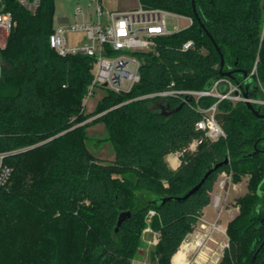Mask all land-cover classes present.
Returning a JSON list of instances; mask_svg holds the SVG:
<instances>
[{
	"label": "trees",
	"instance_id": "obj_1",
	"mask_svg": "<svg viewBox=\"0 0 264 264\" xmlns=\"http://www.w3.org/2000/svg\"><path fill=\"white\" fill-rule=\"evenodd\" d=\"M140 1L192 17L193 23L161 37L158 53H138L140 82L130 92L107 90L96 110L86 113L83 100L94 60L64 56L51 46L55 0H40L35 12L18 0H4L17 26L2 50L0 76V151L7 152L4 161L13 168L9 182L0 186L2 263L15 264L24 246L32 253L27 264L31 259L33 264H129L126 257L136 249L144 218L154 210L159 262L171 264L210 204L218 176L231 173L236 183L250 172L248 192L237 201L239 213L227 225L229 246L220 264H252L253 244L264 236L257 228L262 215L255 212L264 180V154L255 144L264 142V117L245 103L222 100L216 119L226 136L210 140L196 124L216 98L185 91L213 87L221 77L243 84L245 70L250 75L255 62L264 84L263 4L193 0L201 25L192 0ZM190 39L195 47L183 50ZM214 42L224 55L223 68ZM231 70L232 78L221 74ZM166 91L173 93L149 96ZM154 102L158 107L151 106ZM100 121L115 149L112 161L97 158L86 146V128ZM196 139L202 142L191 150ZM175 152H181L180 164L173 169L166 155ZM226 155L230 162L214 169ZM212 169L187 198L163 201L184 195ZM126 211L131 216L118 226ZM21 225L37 235L18 232ZM70 230L78 233L75 245L69 244ZM9 241H18L12 253L4 247ZM67 246L74 247L73 259L65 257ZM258 253L254 264H264V252Z\"/></svg>",
	"mask_w": 264,
	"mask_h": 264
},
{
	"label": "built area",
	"instance_id": "obj_2",
	"mask_svg": "<svg viewBox=\"0 0 264 264\" xmlns=\"http://www.w3.org/2000/svg\"><path fill=\"white\" fill-rule=\"evenodd\" d=\"M72 1H74L73 20L54 28L53 33L50 34V44L53 49L64 56L84 54L93 58L89 95L97 87L118 93L130 92L141 80L142 60L138 53H158V44L161 37L183 29H170L167 15L171 12L161 8H144L141 6L123 12L106 11L107 19L105 20L102 19L105 14L102 5L103 0ZM18 2L35 12L40 0H18ZM262 4L264 10V0H262ZM174 16L178 15L174 14ZM187 18L189 22L184 28L193 23L192 17ZM16 26L17 21L12 13L5 9L4 0H0V44L2 35L8 36ZM71 32H80L84 35L82 39L74 43L70 42L68 38V34ZM262 35H264V19ZM182 44L183 50L195 47L192 39ZM2 66L3 57L0 53V76ZM253 74L254 70H252L250 76ZM246 80L247 78L244 79V82ZM230 81L227 77H221L215 81L210 89L185 91V93L192 94L196 98L200 96H213L216 98L213 104L203 110V118L196 124V128L201 129L210 140H218L226 136L224 129L216 119L218 103L230 98L231 90H235V96L238 100H247L244 96L245 88H243V84L236 83L235 89H231ZM172 93L173 91H166L149 96H161L162 98ZM249 99L253 100L252 97ZM201 142L202 140L196 139L190 143L189 148L194 150ZM6 155V151H0V186L7 184L13 173V168L4 161ZM149 212L155 214L154 210Z\"/></svg>",
	"mask_w": 264,
	"mask_h": 264
},
{
	"label": "rangeland",
	"instance_id": "obj_3",
	"mask_svg": "<svg viewBox=\"0 0 264 264\" xmlns=\"http://www.w3.org/2000/svg\"><path fill=\"white\" fill-rule=\"evenodd\" d=\"M262 2V0H261ZM145 4V3H144ZM140 0H103L102 5L105 11L102 19H107L106 11L112 12L116 11L119 7L125 8H138L141 6H146L144 8H156L153 5L146 4L144 5ZM74 1L72 0H55V14H54V28H57L63 24H66L72 20V12L74 9ZM168 27L172 30L184 28L189 20L187 16L179 15L174 16L172 13H168ZM263 30V26H262ZM84 33L75 32L69 33L68 38L70 42H76L77 40L82 39ZM8 36L2 35L0 53L2 56V50L6 47ZM264 38V35L261 34V41ZM203 52H207V49L203 46L201 47ZM252 70H254L253 77L258 80L260 84V91L257 92V96H251L253 104L259 105L262 104L264 107V84L261 83L260 78L258 77V67L257 62H255ZM252 72V71H251ZM231 82V89H235L237 82L233 80ZM107 93V89L102 87H97L94 89L92 94H88L83 100L84 110L86 113H92L96 110L101 99ZM230 100L232 106H237L240 103H245L246 101L238 100L235 96V90H231ZM160 100L158 101V103ZM247 105V104H246ZM151 106L158 107L157 103H151ZM248 106V105H247ZM261 114V113H260ZM101 115V114H100ZM86 146L89 151L95 155L97 158L112 161L115 158V149L111 141L107 139L108 132L104 122L100 121L95 125L88 126L86 128ZM251 173L246 172L241 176L240 181H234L231 173H221L217 180L215 181L213 191L211 192V202L208 206L205 207L203 215L200 217L198 223L195 226L193 232L188 234L184 242L182 243L183 251L186 255L184 258L183 264H220L222 262L224 251L229 244V234L227 231V225L231 220H233L239 213V208L237 201L248 191V185L250 182ZM165 184H167L165 182ZM137 196L142 194L141 190L136 191ZM216 200L218 202L216 203ZM141 203V201H138ZM153 214H146L144 218V225L139 232V241L136 245V249L128 257L129 264H160L159 255L156 252V245L158 242L159 232L155 231L152 228L153 223ZM17 220L23 221V218H18ZM19 221V222H20ZM25 221V220H24ZM18 232L25 230V232H31V235L37 232L36 229L32 231L26 226L23 228H17ZM16 230V231H17ZM77 232L68 231L67 236L69 237V244L76 243ZM18 241L15 242H6L4 247L6 251L12 253L16 247ZM188 244V245H187ZM186 245V246H185ZM15 246V247H13ZM185 246V247H184ZM68 247V246H67ZM21 248V247H20ZM74 249L71 246L67 248L68 255L65 257L72 256L71 250ZM32 253L30 250L22 247V250L17 251L15 256V264H27L28 260L31 258ZM3 256H0V264H4L2 259ZM13 262V260H12ZM30 264H33V259L29 261ZM67 262V261H66ZM14 264V262H13ZM173 264V261H171Z\"/></svg>",
	"mask_w": 264,
	"mask_h": 264
},
{
	"label": "water",
	"instance_id": "obj_4",
	"mask_svg": "<svg viewBox=\"0 0 264 264\" xmlns=\"http://www.w3.org/2000/svg\"><path fill=\"white\" fill-rule=\"evenodd\" d=\"M193 1V0H192ZM193 5H194V11H195V14L197 19L199 20L200 24L202 25V22L197 14V11H196V7H195V1H193ZM210 38L212 39L211 35L209 34ZM213 40V39H212ZM215 46L217 47L219 53H220V57H221V67L223 68L224 66V63H225V58H224V55L222 54V52L220 51V48L217 46V44L214 42ZM222 75H227V76H231L232 78V70L231 71H226V72H221ZM244 76L247 78L246 82L243 83L245 85V91H244V96L247 98L246 100V104L248 105V107L258 116V117H263L264 114H260V107L259 108H255L253 103L251 102V100L249 99L251 96H254V94L256 93V91H259L260 90V85L258 83V81H256L252 76L248 75V72L245 70L244 72ZM211 88V85L209 84L208 87L206 89H210ZM161 109L163 110L164 109V106L161 107ZM230 162V158L228 155L225 156L224 160L222 162H220L219 164H217L215 166L214 169H217L218 167H220L221 165H224V164H228ZM210 170L208 171L205 176L202 178V180L196 184L193 188H191L190 190H188L184 195L182 196H170V197H164L163 198V201H166V199H172V198H175L177 200H182L184 198H187L189 195H191L192 193L196 192L200 187L201 185L203 184V182L205 181L206 177L214 170ZM131 216V212L130 211H126L124 213H122L120 215V218H119V221H118V226L121 225L122 221L124 219H126L127 217H130Z\"/></svg>",
	"mask_w": 264,
	"mask_h": 264
},
{
	"label": "flooded vegetation",
	"instance_id": "obj_5",
	"mask_svg": "<svg viewBox=\"0 0 264 264\" xmlns=\"http://www.w3.org/2000/svg\"><path fill=\"white\" fill-rule=\"evenodd\" d=\"M257 92L258 91H256L255 94H257ZM253 105H254V107L256 109L260 107V109H259L260 113L264 114V107H263L262 104H259V105L253 104ZM256 145L257 144H255V148H256L255 151L257 153L264 154V142L262 141V143L260 144V147H258ZM263 192H264V180H263V182L261 183V185H260V187L258 189V195H259V198H260L259 200H261V201L257 202L256 205H255L256 214L257 215H262V217L260 218V225L257 227V228L260 229L261 233H262V231H264V193ZM238 208L240 210L239 206H238ZM260 239H261V242L259 244L257 243L258 239L255 240V242L253 244L254 245L253 248H254L255 252H253L254 254H253V257H252V264H254L256 258L258 257V255H259L258 252H261V250H262V252H264V249H263L264 248V236L260 237ZM255 245H256V247H255ZM228 246H229V244H228Z\"/></svg>",
	"mask_w": 264,
	"mask_h": 264
},
{
	"label": "crops",
	"instance_id": "obj_6",
	"mask_svg": "<svg viewBox=\"0 0 264 264\" xmlns=\"http://www.w3.org/2000/svg\"><path fill=\"white\" fill-rule=\"evenodd\" d=\"M135 9V8H125V7H119L116 11L117 12H123L126 10ZM173 15L175 13H172ZM177 15V14H175ZM72 20H73V12H72ZM71 20V21H72ZM180 152L170 153L166 155V161L168 162L169 166L173 169H176L179 167L180 164Z\"/></svg>",
	"mask_w": 264,
	"mask_h": 264
},
{
	"label": "bare ground",
	"instance_id": "obj_7",
	"mask_svg": "<svg viewBox=\"0 0 264 264\" xmlns=\"http://www.w3.org/2000/svg\"><path fill=\"white\" fill-rule=\"evenodd\" d=\"M217 202H218V200H216V203ZM184 255H186V254L183 251V247H180V249L178 250V252L172 258L173 264H183L184 263L183 261H184V258H185Z\"/></svg>",
	"mask_w": 264,
	"mask_h": 264
}]
</instances>
